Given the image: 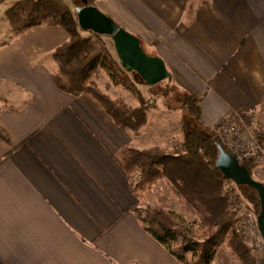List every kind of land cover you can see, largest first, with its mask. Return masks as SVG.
<instances>
[{
  "label": "crops",
  "instance_id": "1",
  "mask_svg": "<svg viewBox=\"0 0 264 264\" xmlns=\"http://www.w3.org/2000/svg\"><path fill=\"white\" fill-rule=\"evenodd\" d=\"M16 1L0 0V264H183L143 229L138 176L120 164L124 151L164 147L93 96L60 91L53 53L69 36L15 34L4 13ZM97 1L200 99L207 126L264 103V0Z\"/></svg>",
  "mask_w": 264,
  "mask_h": 264
},
{
  "label": "trees",
  "instance_id": "2",
  "mask_svg": "<svg viewBox=\"0 0 264 264\" xmlns=\"http://www.w3.org/2000/svg\"><path fill=\"white\" fill-rule=\"evenodd\" d=\"M75 8L65 0H17L5 10L4 16L15 34L39 26L62 28L69 39L53 53L58 65L54 74L57 88L73 96H93L119 127L138 134L148 124V111L158 108L157 101L146 100L131 83L130 75L140 77L125 70L119 58L112 54L109 48V44L114 48L112 38L80 29ZM99 71L106 73L115 85L133 92L139 107H130L100 92L94 80ZM166 95L164 88L165 100ZM175 99L186 117L192 118L202 132L187 128V121L182 118L183 140L175 152L161 147L127 150L122 153L120 164L128 175L138 176L134 190L139 198L148 187L165 182L167 190L175 195L192 222L173 211L136 208L143 229L183 264H213L225 244L238 264H258L256 240L247 231L249 214L243 210L245 203L249 211L252 209L259 215L261 204L257 193L226 180L216 170L218 145L228 151L219 127L212 128L204 123L200 99L188 92ZM260 110L264 113V103ZM0 139L8 140L1 128ZM258 143L264 147V131L258 134ZM241 164L253 177L255 166L252 162ZM253 225L258 231V245L264 247L258 223Z\"/></svg>",
  "mask_w": 264,
  "mask_h": 264
},
{
  "label": "rangeland",
  "instance_id": "3",
  "mask_svg": "<svg viewBox=\"0 0 264 264\" xmlns=\"http://www.w3.org/2000/svg\"><path fill=\"white\" fill-rule=\"evenodd\" d=\"M65 1L68 2L73 9L75 7H84L90 4L96 6L103 13L107 14L106 7H104V5L98 2L97 0H65ZM1 17L2 14L0 13V18ZM115 22L117 23V21ZM109 48L111 49L112 54H114V56H117L115 49L112 48L110 44H109ZM144 50L148 55L152 56L151 55L152 53H150V51L147 48H144ZM130 79H131V83L134 84V86L139 90V92L146 100L157 101L156 107L158 108L157 109L154 108L148 111V117H147L148 124L146 126L148 128L145 132H147L150 135L151 138L150 143L154 142L157 144H161L168 152L172 153L174 151V148H177L181 144V141L183 140V125L181 126V123L179 122L180 117L181 119L183 118V120L187 121V128L196 129L197 131L202 132L200 131L199 128H197L194 125V120L192 118L186 117V112L180 109L181 106L180 104H178L175 98H178L179 96L181 97L183 91L179 89L177 86H175V82L173 81L172 78L171 79L167 78L161 83L151 87L146 86L136 75H130ZM94 80L99 91L102 92L103 94H106L111 99L117 100L119 102H123L124 104H127L128 106L133 108L139 107L140 104L136 95L122 86L115 85L113 81L110 79V77L103 71H99L98 75ZM164 88L166 89L168 94L166 95L167 100H165L163 97ZM168 105L170 107V110L168 109ZM250 113H251L250 117L247 120L250 121L249 119L251 118V116H254V118L260 121L262 125V128L258 127L259 132L256 133V139L258 141V134L264 131V113L260 109ZM216 126H218V124ZM260 146L262 147V149H264L262 145ZM252 164L255 166L253 171L254 172L253 178L256 181L264 184V154L262 155V161L260 162V164L255 162H252ZM159 183H165V182H159ZM157 185L158 184H156L153 187H148L145 190V192H147L148 190L152 189L148 192L147 198L143 199L144 194L142 195L141 204H140L141 208L149 207L153 209H160L166 211H169L174 207L178 208L179 202L176 200L175 195L172 194L169 190H167L165 184H161L159 186ZM243 204H244L243 206L244 212L249 214L246 219L248 225L247 231L249 236L256 240V246H254L256 248L255 255L258 260V264H261V262H263V259L261 258L260 253L264 251V247L258 245L259 242L257 238L258 231L254 230V225H253L255 222H257V218L259 215H256L254 210L252 209L249 211V209H247L248 206H246L245 203ZM180 209H181L180 210L181 215L188 222L191 223L192 217L182 210L181 205H180ZM214 264H238V261L235 257L231 255L230 248L225 244L220 248Z\"/></svg>",
  "mask_w": 264,
  "mask_h": 264
},
{
  "label": "water",
  "instance_id": "4",
  "mask_svg": "<svg viewBox=\"0 0 264 264\" xmlns=\"http://www.w3.org/2000/svg\"><path fill=\"white\" fill-rule=\"evenodd\" d=\"M75 11L80 29L112 38L122 67L130 73H136L146 86H155L169 78L170 72L165 61L159 56L148 55L140 39L121 27L109 15L90 4L76 7ZM215 167L226 180L233 181L238 186L249 187L257 193L261 204L257 223L264 241V184L256 181L247 168L227 153L221 145H218Z\"/></svg>",
  "mask_w": 264,
  "mask_h": 264
},
{
  "label": "built area",
  "instance_id": "5",
  "mask_svg": "<svg viewBox=\"0 0 264 264\" xmlns=\"http://www.w3.org/2000/svg\"><path fill=\"white\" fill-rule=\"evenodd\" d=\"M250 114V112L227 114L218 123L219 132L230 155L241 163L250 161L260 164L264 149L258 143L256 133L262 125L254 116L248 121Z\"/></svg>",
  "mask_w": 264,
  "mask_h": 264
}]
</instances>
